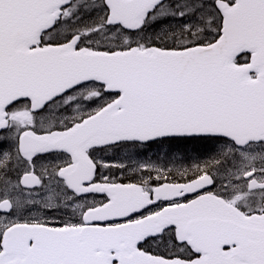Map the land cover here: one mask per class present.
Segmentation results:
<instances>
[{"label": "snow or ice", "instance_id": "snow-or-ice-1", "mask_svg": "<svg viewBox=\"0 0 264 264\" xmlns=\"http://www.w3.org/2000/svg\"><path fill=\"white\" fill-rule=\"evenodd\" d=\"M0 264H264V0H0Z\"/></svg>", "mask_w": 264, "mask_h": 264}, {"label": "rangeland", "instance_id": "rangeland-1", "mask_svg": "<svg viewBox=\"0 0 264 264\" xmlns=\"http://www.w3.org/2000/svg\"><path fill=\"white\" fill-rule=\"evenodd\" d=\"M181 150H183V149H181ZM162 151H163L162 149H156V148L153 149V152L154 153H156V152H162ZM187 151H188V154L189 155H194L195 154V153H192L191 151H189V149Z\"/></svg>", "mask_w": 264, "mask_h": 264}]
</instances>
